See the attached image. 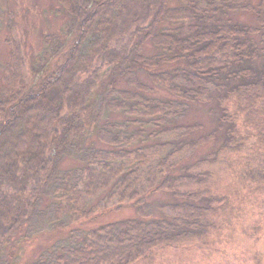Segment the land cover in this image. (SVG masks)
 Here are the masks:
<instances>
[{
    "label": "trees",
    "instance_id": "1",
    "mask_svg": "<svg viewBox=\"0 0 264 264\" xmlns=\"http://www.w3.org/2000/svg\"><path fill=\"white\" fill-rule=\"evenodd\" d=\"M59 1L65 28L45 35L30 78L13 45L15 70L0 93V264L25 225L28 238L70 229L33 264H152L159 249L204 248L236 233L259 241L264 0ZM237 10L254 11L259 26L233 22ZM142 72L172 97L149 95ZM211 102L220 111L214 129L180 124L192 104ZM219 135L217 149L195 157ZM244 146L221 192L213 168ZM66 159L77 164L64 168ZM159 192L172 201L156 215L150 196ZM126 203L136 216L75 227Z\"/></svg>",
    "mask_w": 264,
    "mask_h": 264
},
{
    "label": "rangeland",
    "instance_id": "2",
    "mask_svg": "<svg viewBox=\"0 0 264 264\" xmlns=\"http://www.w3.org/2000/svg\"><path fill=\"white\" fill-rule=\"evenodd\" d=\"M261 0H249L257 7ZM0 0V93L2 87L6 86L8 76H11L15 67L13 66L12 52L13 45L17 44L21 48V54L25 60V72L28 78L30 68L37 54L43 51L45 46V35L60 32L65 28L68 16L60 4L59 0H6V5ZM176 3H173L174 5ZM229 18L233 22L259 26L257 14L251 10H237L230 12ZM155 52L151 46L147 47V54ZM106 71V70H105ZM109 70H107V74ZM142 80L151 86L149 95L160 98L172 97L169 92L155 85L147 73H141ZM127 86L125 82L120 84ZM132 88V87H131ZM113 112H111L112 114ZM220 113L215 102L194 103L191 105L188 114L180 124L199 123L203 125L200 134L206 133L217 124V115ZM198 136V135H195ZM96 140V138H95ZM97 141V140H96ZM95 141V143H96ZM223 142V136L219 135L209 144L203 145L195 157H201L210 151L217 149ZM99 145H102L98 142ZM248 147L244 146L239 151L230 153L228 156L220 155L214 170L218 172L216 178L221 192L230 188L232 177L230 175V165L239 154H246ZM196 158V159H197ZM77 161L66 159L61 166L64 168L73 167ZM229 177V178H228ZM100 198V197H98ZM98 198L92 201L96 203ZM154 205L156 215H160L158 208L161 203L172 201V198L163 192L154 193L150 196ZM46 205V202H44ZM111 204L103 210L99 209L93 216L86 218L75 227L88 231L98 226L112 221L121 220L136 216L135 208L126 203L121 208ZM246 219L257 217L258 209H248ZM28 226H23L13 237L11 244L6 251L7 264H33L39 259L41 254L50 249L56 242L66 239L70 229H62L53 232H45L32 238L26 236ZM232 240L225 238L216 239L204 246L192 247L189 249L179 248L177 250L166 248L159 249L155 255L153 264H257L253 259L256 254H261L264 260V235L259 241L251 240L248 237L236 233Z\"/></svg>",
    "mask_w": 264,
    "mask_h": 264
}]
</instances>
